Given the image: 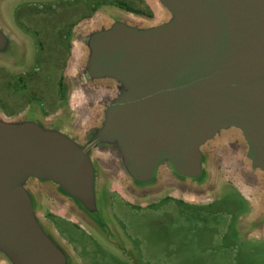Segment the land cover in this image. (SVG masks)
Listing matches in <instances>:
<instances>
[{
	"label": "water",
	"instance_id": "obj_1",
	"mask_svg": "<svg viewBox=\"0 0 264 264\" xmlns=\"http://www.w3.org/2000/svg\"><path fill=\"white\" fill-rule=\"evenodd\" d=\"M153 2L155 22L113 14L80 34L77 131L59 116L0 113L5 264H77L40 217L32 183L128 257L106 215L109 177L142 192L199 188L225 155L264 177V0ZM22 49L0 22V57L20 61ZM252 226L264 229V205Z\"/></svg>",
	"mask_w": 264,
	"mask_h": 264
},
{
	"label": "rangeland",
	"instance_id": "obj_2",
	"mask_svg": "<svg viewBox=\"0 0 264 264\" xmlns=\"http://www.w3.org/2000/svg\"><path fill=\"white\" fill-rule=\"evenodd\" d=\"M113 14L155 22L160 10L153 0H0L1 25L20 41L23 58L26 56L28 62L33 44L19 31L13 15L24 20L29 29H42L38 26L45 24L44 20L60 15L66 29L75 25L66 66L60 74L66 87L65 104L49 116H39L45 120L65 118L73 131L81 127L80 109L73 98L79 86V37ZM48 24L53 37L58 26L53 21ZM41 33L45 39L48 32ZM49 97L51 100V89ZM238 168L236 160L225 155L214 159L211 181L205 186L186 188L164 181L146 192L134 190L116 176L109 177L104 187L106 215L128 257L93 236L85 223L65 214L66 207L54 199L50 189L33 183L31 186L39 194L40 217L49 224L53 222L70 242L74 251H69L77 264H264V229L252 226L264 205V177L251 178Z\"/></svg>",
	"mask_w": 264,
	"mask_h": 264
},
{
	"label": "flooded vegetation",
	"instance_id": "obj_3",
	"mask_svg": "<svg viewBox=\"0 0 264 264\" xmlns=\"http://www.w3.org/2000/svg\"><path fill=\"white\" fill-rule=\"evenodd\" d=\"M16 7L18 9L20 5H16ZM13 16L19 31L31 39L33 53L31 62H28L26 56L21 61L0 57V113L7 118L30 111L39 115L42 114L43 117L49 116L60 110L65 104L66 87L60 74L66 66L75 25L66 29L65 19L63 15H60L56 16L54 20H44L45 24L39 23L38 27L42 29H29L24 20L15 19L19 18L18 15ZM51 21L58 26L53 37L49 35L51 26L48 23ZM40 30L44 33L48 32L45 39L41 37ZM66 30L69 31V35H66ZM50 50V53H53L52 58L48 53ZM45 52L47 55L44 56ZM49 89L52 92L51 100ZM56 217L65 218L64 215ZM74 218L79 219L77 216ZM51 224L49 225L58 239L74 251L73 246L65 236L60 233L53 222ZM87 226L91 230V234L98 237L96 231L89 225ZM97 241L99 240L97 239Z\"/></svg>",
	"mask_w": 264,
	"mask_h": 264
},
{
	"label": "bare ground",
	"instance_id": "obj_4",
	"mask_svg": "<svg viewBox=\"0 0 264 264\" xmlns=\"http://www.w3.org/2000/svg\"><path fill=\"white\" fill-rule=\"evenodd\" d=\"M77 48V47H76ZM75 51H77V49H75ZM78 52V51H77Z\"/></svg>",
	"mask_w": 264,
	"mask_h": 264
}]
</instances>
